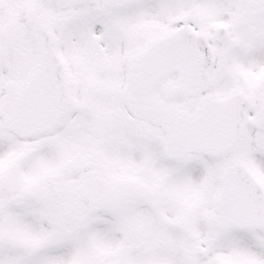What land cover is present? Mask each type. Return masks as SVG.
<instances>
[{
    "label": "snow or ice",
    "instance_id": "snow-or-ice-1",
    "mask_svg": "<svg viewBox=\"0 0 264 264\" xmlns=\"http://www.w3.org/2000/svg\"><path fill=\"white\" fill-rule=\"evenodd\" d=\"M0 264H264V0H0Z\"/></svg>",
    "mask_w": 264,
    "mask_h": 264
}]
</instances>
